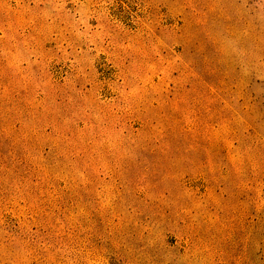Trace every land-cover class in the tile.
<instances>
[{
  "label": "rangeland",
  "instance_id": "1",
  "mask_svg": "<svg viewBox=\"0 0 264 264\" xmlns=\"http://www.w3.org/2000/svg\"><path fill=\"white\" fill-rule=\"evenodd\" d=\"M0 264H264V0H0Z\"/></svg>",
  "mask_w": 264,
  "mask_h": 264
}]
</instances>
